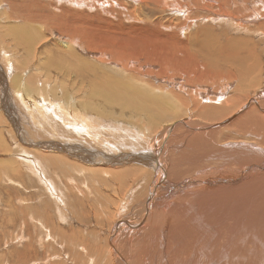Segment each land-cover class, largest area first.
Returning a JSON list of instances; mask_svg holds the SVG:
<instances>
[{
    "label": "bare ground",
    "instance_id": "bare-ground-1",
    "mask_svg": "<svg viewBox=\"0 0 264 264\" xmlns=\"http://www.w3.org/2000/svg\"><path fill=\"white\" fill-rule=\"evenodd\" d=\"M252 1L157 0L162 11L184 17L145 27L153 20L136 19L123 0H0V45L7 34L35 47L45 31L64 25L60 37L75 30L69 38L75 47L126 72L115 82L76 51L66 66L90 79L71 94L46 79L20 90L16 81L25 74L9 83L12 69L5 73L0 65V107L21 138L44 137L49 120L42 108L68 115L70 138L54 129L53 142L43 144L50 152L34 150L55 164L56 157L72 161L57 164L67 172L58 176L68 182L65 190L62 180L30 163L46 186L39 199L69 225L35 234L37 243L50 237L44 264H264V64L259 44L247 36L253 26L264 34V0ZM21 20L29 24H4ZM135 21L140 25L123 24ZM195 21L203 25L185 33ZM221 22L230 28L215 26ZM231 28L240 35H230ZM8 46L1 48L5 56ZM43 64L33 62L34 77H42ZM7 82L13 92L34 93L38 101L31 104L40 106L26 104L30 114L17 108ZM49 87L61 99L44 94ZM253 87L257 94L250 96ZM21 209L40 212L29 201ZM101 217L106 229L87 233L93 219L103 227ZM16 238L10 240L25 236Z\"/></svg>",
    "mask_w": 264,
    "mask_h": 264
},
{
    "label": "rangeland",
    "instance_id": "rangeland-1",
    "mask_svg": "<svg viewBox=\"0 0 264 264\" xmlns=\"http://www.w3.org/2000/svg\"><path fill=\"white\" fill-rule=\"evenodd\" d=\"M125 1H126L127 9L131 14L132 13L134 14V17L136 19L138 18L139 20H142L143 18H145L146 20L143 19V21L146 22L147 21L150 22L153 20V22L147 23L148 25L145 27H152L151 26L152 23L153 24L156 23L157 20L161 22H167V21L173 22L172 19H174L175 16L181 17L182 19L184 17L183 13H180L179 15V12H177L178 10L176 9L173 10L170 9L171 11L168 12L162 11L163 8L161 7V3L160 2L158 3L157 0H148V1L142 0L139 3H136L131 0H123V2ZM252 2H254V0ZM127 3H129L130 5ZM252 4L254 3H251L250 5ZM254 5L261 7L260 3L257 4L255 3ZM94 15L95 13H92V15H90V18L91 19L95 18ZM193 15L197 16L196 13ZM147 17L149 18V20ZM24 21L26 20H23V22L22 20L19 22H4V24L11 25V24L20 23L19 25H25L26 22L24 23ZM177 22L181 23L182 21H176L175 23ZM123 24L126 25V26L124 25L125 27H130L131 25H135V26L140 25L138 21L130 22V23L128 22L127 24L126 22H123ZM193 24L195 25H191V27H189L190 29L187 28L185 30V33L191 34L195 32V30H197L199 24L203 25L202 22L200 23L197 21H195V23L193 22ZM217 25H220V27H224V28H230L227 22H221V24L215 23L216 27ZM262 27L264 29V23L262 24ZM61 29H65V26L62 25L61 27L56 28L55 32L45 31L46 35L41 40H39V42L36 43L35 47L31 43V41H29V43L27 44H23L21 43L20 40L16 38L11 39L10 36L7 34L5 37H2L3 42L1 41L2 44L0 45V56L3 57L2 60L5 59L4 62L5 61L7 62L4 63L3 61H1L0 65L1 68L4 67L3 71L5 73L8 72V70L12 69L11 73L10 71L8 72L10 76L8 77L7 81H9V83L13 82L12 81L13 75L18 74L21 76L23 73V75L24 74L25 75L24 76L22 75L23 77L20 79L21 81H16V86L17 87L19 86L20 90L21 87L25 88V85L27 84L26 82H28L29 86L31 84H34L36 86L38 83L37 81L46 79L50 82L52 86L65 87L66 88L65 90H68V93L73 94L71 88H74V91H76L79 88L80 85L79 82L90 79V78L86 79L83 75L77 74L76 73L77 68L74 67L70 68L66 66V64L69 61H71V57L76 51H78V53L80 54L81 57H83V59L85 58L88 61H90L88 62V64L94 63L99 67V75H101L102 72H104L105 74L107 73L109 75H112L115 78L114 80L115 82L125 79L126 72H123L122 70L124 69L123 67L122 69L121 68L119 69L118 67L114 65L112 66L111 64H107V65L104 63L102 64V62L97 60V58H94L95 56L93 57L91 54H87L86 52H84L83 49H80V47L79 48L75 47L74 44L70 42L69 38L70 36L75 34V30L69 29V35L66 38H64V37H60L59 35ZM248 32L249 34L247 36L255 40L256 42L255 44L257 46L259 44V46L257 47V51L258 53H262V61L264 64V34L261 35L259 28H257L256 26L250 28ZM229 34L233 36L240 35L237 34V31L234 28L230 29ZM162 35L163 37H165L166 31L162 32ZM173 39H176V37H174ZM5 44L9 45L6 48L7 56L3 54L2 52L3 49H1L5 47ZM192 51L198 53V50H196L195 45L193 46ZM245 54L247 55V59H249L250 55L247 52H245ZM19 58L22 62H26L24 63L26 65L19 64L17 66L13 60L14 59L19 60ZM25 59H27V61ZM201 59H203L202 56ZM36 60H38V62H42V64L44 63L43 64L44 66H42L41 69H37L40 72L43 71L41 78L33 76L36 73V69L33 68L35 67V65H33V62H36ZM58 61H61L62 65L57 63ZM27 63H31L29 64L30 66ZM26 67L27 69L25 70ZM64 68H66V72L65 70H63ZM44 70L47 72H45ZM69 72L72 73L69 74ZM208 78H210V74L207 75V79ZM259 78L260 76H257L255 78V81L258 82ZM212 80H214V77H212ZM24 81L25 83H23ZM29 81H31L32 83L31 82L29 83ZM9 83L7 82L6 84L7 86H9V98L11 97V95L12 96L14 95L13 103L17 106V108L27 111V113L30 114V112L34 111V109L28 110V108L30 107H27L26 104H29V106L32 105L34 108L40 106V103L39 106L37 103H36L37 105L31 104L38 101V99L35 98L36 96L34 93L30 96H27L20 94L19 92L20 90L13 92L11 89V85ZM224 83H225L224 81H220L219 85H222ZM49 88L51 89V87ZM89 88L90 86L88 83L85 85V89H89ZM157 90H159V92L160 91L162 92V90L160 89ZM16 93H19L18 96L15 95ZM47 93H53L54 95L52 96V98L54 100L61 99V94L63 95V93L60 92L58 89L56 90L51 89L50 91H47L44 94ZM256 94L257 92L254 87L250 89V96ZM7 95L8 92L5 93L6 97ZM82 95H85V90L83 91ZM74 96L77 98L76 95ZM19 102L22 105L18 104ZM2 106H4L3 101H2ZM48 109L49 108H42L41 109L42 113L40 114L43 117L48 116L49 124L44 125L46 127V134L47 133L48 134L47 135L45 134L44 137H38L35 140L32 137L30 139L21 138L22 137L21 132L19 133L20 135L17 132L18 131L17 123L13 124L11 122V119H9L10 116L7 114L6 108L0 107V264H24L25 261L29 258H32L37 263L44 264L49 254V248L46 247V242L49 240L50 237H46L43 239V241L37 243L35 234L46 230L50 226H53L54 228L55 226L59 227L61 225L69 228L68 224L60 222L58 220V217L55 215L54 209L49 208L48 206L45 205V201L39 199V194L42 191L46 190V186L41 185L42 180H40V178L30 170L31 167L30 163L31 162L33 163L32 170H34L35 169L34 163L35 161H37V165L43 168L48 178L58 179L63 181L62 183H58L61 186V188L64 189L65 184L68 183V182L66 183L65 178L63 179L59 178L61 176L66 177L67 172L66 170L63 171L65 169V168L63 169V166L61 167L62 168L61 169L57 164L61 163L69 167L70 164L72 163V161L69 158L61 157V159H59L56 157L58 163L55 164L54 161L48 156V154L43 152L34 153V150L50 152L47 151L48 148H43L44 147L43 144H49L53 142L52 140L55 138V133L53 131L54 129H57V131L60 133L63 132L64 135L61 139L64 140L70 138V136H68V133L66 132L67 129H65V127L68 125L67 113L50 112ZM40 115H38V117ZM34 120L35 122L37 121L36 119ZM39 142H41V144H38ZM34 143H37L38 145H33ZM73 162L75 161L73 160ZM56 165L58 166V168H56L57 167ZM62 199H65L64 196H62ZM27 201L32 202L40 212L38 213L32 212L27 215L23 214L21 208L23 204ZM65 206H68V204H65ZM99 221H101L102 224L104 223V225L106 224V222L103 221L102 217ZM93 223L94 225L95 224L96 225L93 227V230L89 228L90 230H88L89 232L87 233H91V231H94L95 229L97 230H100L102 228L106 229L105 228L106 225L105 226L103 225L102 227L100 223L94 221V219H93ZM22 233L25 236V239L22 242H18V240L15 239L10 240V238H16L17 236L19 238L20 234ZM26 236L31 237V240ZM90 236L92 237V235Z\"/></svg>",
    "mask_w": 264,
    "mask_h": 264
}]
</instances>
